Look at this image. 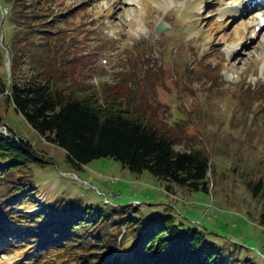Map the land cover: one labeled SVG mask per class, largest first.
I'll use <instances>...</instances> for the list:
<instances>
[{
    "label": "rangeland",
    "instance_id": "rangeland-1",
    "mask_svg": "<svg viewBox=\"0 0 264 264\" xmlns=\"http://www.w3.org/2000/svg\"><path fill=\"white\" fill-rule=\"evenodd\" d=\"M248 3L46 0V23L55 19L54 32H60L56 60L66 71L67 86L81 96L96 94L102 103L118 99L123 106L135 104L145 115L151 112L170 125L171 134H179V124L185 122L184 132L192 139L183 137L176 149L193 146L208 156L209 186L208 193L175 186L166 191L165 182L149 172H131L110 158L76 168L0 94V132L27 141L42 162L28 165L25 181L35 194L18 211L71 203L138 205L137 216L165 212L176 223L201 231L221 254L264 264V227L259 224L264 207V102L251 108L235 97L239 90H264V2L244 12ZM5 13L1 3L0 22ZM9 17L14 19L15 13ZM10 19L3 29L7 43L14 34ZM1 40L0 32V78L9 61ZM31 43L40 40L34 36L13 46L27 64ZM48 57L42 55L40 72L48 69ZM258 183L262 187L253 196ZM7 242L0 241V264H25V251Z\"/></svg>",
    "mask_w": 264,
    "mask_h": 264
},
{
    "label": "trees",
    "instance_id": "trees-1",
    "mask_svg": "<svg viewBox=\"0 0 264 264\" xmlns=\"http://www.w3.org/2000/svg\"><path fill=\"white\" fill-rule=\"evenodd\" d=\"M28 1L0 0L6 12L0 22L1 41L9 58V74L3 71L0 94L26 123L62 149L76 168L110 158L131 172H149L165 182L166 191L175 186L208 193V156L193 146L176 149L183 137L192 139L184 132L185 122L179 124V134H171L170 125L151 112L145 115L135 104L123 106L116 98L102 103L96 94L81 96L68 87L66 71L58 68L56 60L60 32H54L55 19L46 23V0ZM12 11L14 19L9 17ZM8 17L14 34L7 43L3 29ZM34 36L40 43L30 44L27 64L13 46ZM43 54L51 57L48 69L40 72ZM186 83L183 87L189 91ZM235 97L252 108L264 102V90H239ZM32 162L42 163L31 144L11 132H0V241L8 240L9 246L25 251V264H254L249 258L221 254L201 231L176 223L165 212L135 215L138 205L102 208L71 203L18 211L35 194L25 181ZM261 187L255 185L253 196ZM259 224L264 227V207Z\"/></svg>",
    "mask_w": 264,
    "mask_h": 264
},
{
    "label": "bare ground",
    "instance_id": "bare-ground-1",
    "mask_svg": "<svg viewBox=\"0 0 264 264\" xmlns=\"http://www.w3.org/2000/svg\"><path fill=\"white\" fill-rule=\"evenodd\" d=\"M252 1L253 0H250V3H248V7L246 8V9H244L243 11L245 12V11H251L252 10V8H251V4H252ZM254 2H264V0H254Z\"/></svg>",
    "mask_w": 264,
    "mask_h": 264
},
{
    "label": "water",
    "instance_id": "water-1",
    "mask_svg": "<svg viewBox=\"0 0 264 264\" xmlns=\"http://www.w3.org/2000/svg\"><path fill=\"white\" fill-rule=\"evenodd\" d=\"M161 29H162V25H159L156 30L159 32ZM6 71H7V74H9V61L6 67Z\"/></svg>",
    "mask_w": 264,
    "mask_h": 264
}]
</instances>
